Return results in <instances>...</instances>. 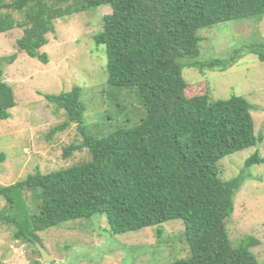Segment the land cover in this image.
<instances>
[{"label": "trees", "instance_id": "16d2710c", "mask_svg": "<svg viewBox=\"0 0 264 264\" xmlns=\"http://www.w3.org/2000/svg\"><path fill=\"white\" fill-rule=\"evenodd\" d=\"M101 5L112 9L93 37L105 46L106 84L136 88L144 117L135 126L96 136L83 125L86 107L80 87L45 93L66 114L50 136L72 123L83 136L80 143L64 147L63 156L87 148L89 159L48 173L36 170L1 185L0 195L12 206L24 188L39 190L33 231L102 214L113 234L156 227L160 235L163 223L180 219L189 254L169 264H260L251 249L258 241L246 236L233 246L227 231L235 194L248 177L242 171L225 179L218 168L224 157L262 141L255 134L253 105L237 94L213 99L205 81L187 83L180 59L200 55L201 29L260 19L264 0H0V33L22 28L18 48L47 63L49 57L40 49L48 43L47 33L55 30V19ZM15 12L22 13L20 19ZM242 50L264 62V47ZM238 51L224 59L189 61V66L223 71L236 62ZM15 58L10 55L9 62ZM15 104L12 86L0 77L1 120L11 117ZM5 159L0 153V164ZM263 163L264 155L255 151L244 160V169ZM7 211L0 212V223L15 222ZM24 232L20 226L16 239H24Z\"/></svg>", "mask_w": 264, "mask_h": 264}, {"label": "rangeland", "instance_id": "374dc122", "mask_svg": "<svg viewBox=\"0 0 264 264\" xmlns=\"http://www.w3.org/2000/svg\"><path fill=\"white\" fill-rule=\"evenodd\" d=\"M111 12L110 6L101 5L55 19V30L47 33L48 43L40 49L48 55L47 63L18 48L22 28L0 33V77L12 86L16 102L9 109L11 117L0 119V153L6 155L0 164V186L22 180L36 170L48 173L89 159L87 148L63 156L64 147L80 143L83 136L76 123L50 136L66 114L49 102L45 93L80 87L86 107L83 125L87 133L96 136L135 126L144 117L136 88L106 84L105 46L97 45L93 37L103 29V16ZM21 16L15 12L17 19ZM198 35L200 55L180 59L183 79L189 84L207 82L213 99L244 96L253 105L255 134L263 136L255 146L221 159L218 168L225 179L242 171L248 177L235 194L227 231L233 246L253 236L258 244L252 246V252L264 264V163L244 169V160L252 153L264 155V62L257 54L242 50L264 47V15L221 22L201 29ZM236 51L239 58L223 71L189 66V61L224 59ZM12 54L16 58L9 62ZM38 192L24 188L12 206L0 195V212L6 209L15 219L0 223V264H44L34 249H38L37 243L58 264H169L189 254L180 219L163 223L160 235L156 227L113 234L102 214L33 231L31 215L39 209ZM20 226L25 230L22 240L15 237Z\"/></svg>", "mask_w": 264, "mask_h": 264}, {"label": "water", "instance_id": "95a60500", "mask_svg": "<svg viewBox=\"0 0 264 264\" xmlns=\"http://www.w3.org/2000/svg\"><path fill=\"white\" fill-rule=\"evenodd\" d=\"M23 242V241H22ZM26 242V241H24ZM21 241L18 242L20 244ZM37 247L40 251L41 257L44 261V264H58L57 261L51 257V255L39 244L37 243Z\"/></svg>", "mask_w": 264, "mask_h": 264}]
</instances>
